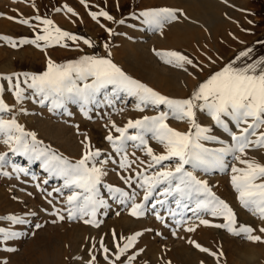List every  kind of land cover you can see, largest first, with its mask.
Wrapping results in <instances>:
<instances>
[{
  "label": "rangeland",
  "instance_id": "374dc122",
  "mask_svg": "<svg viewBox=\"0 0 264 264\" xmlns=\"http://www.w3.org/2000/svg\"><path fill=\"white\" fill-rule=\"evenodd\" d=\"M161 7L178 10L179 18L165 24L162 29H153L143 24L142 20L131 18L133 13ZM67 8H71L75 15L67 12ZM100 11H107L116 21L124 19L125 24L112 23L99 16L94 21L90 12ZM180 12L183 15H179ZM37 15L52 20L62 31L82 39L78 43L66 41L69 45L67 48L53 46L44 50L34 45L18 43L22 39H34L35 35L42 34L40 29L43 25L34 19ZM7 17L16 20L27 19L30 26L13 22ZM31 25L37 27L33 28ZM106 28H111L115 35L110 36ZM146 29H149L150 36L140 41L141 34ZM0 37L5 38L0 39V77L13 76V82L17 75L22 82V73H43L48 58L57 63H66L83 55L106 57L110 50L112 61L134 79L162 95L185 99L210 74L235 61L240 52L252 49L248 58H242L236 63L264 59V0H84L83 4L81 0H0ZM83 39L90 40L93 47L85 45ZM8 41H16L17 44L13 47ZM106 43L109 45L108 50L104 47ZM171 51L188 56L200 65L203 71L188 66V72H185L165 64L156 54ZM0 86L5 89L2 98L12 108L10 113L0 115L6 119L15 116L26 131L35 133L37 140L43 142V146L50 147L73 162L82 155L81 140L84 134H87L93 147L102 150L104 156L111 155L119 161V157L112 152L104 139L109 131H112L110 125L114 123L123 127L128 120L154 116L158 111H166L163 106L159 110L147 108L143 112L137 111L134 107L135 99L121 94L112 107L90 106V118H85L80 105L75 102L67 103L66 111H49L48 104L40 105L34 102L30 89L25 93L28 98L22 105H17L12 92L8 91L7 80L0 79ZM21 86L26 87L23 83ZM21 108L24 111H21ZM197 120L202 126L212 128L211 135L218 137L225 144L231 142L230 136L215 127L206 113L197 112ZM167 123L181 132H186L189 128L187 123L172 118H169ZM230 129L237 131L231 123ZM49 130H53L54 134ZM57 130H60L59 133L55 132ZM129 132L134 134V130L130 129ZM54 135H70L71 141L66 144L64 140L55 139ZM113 135L118 134L113 131ZM146 138L155 152L163 151L156 141L150 137ZM204 146L218 149L222 144L204 142ZM2 153H7L8 163L0 171L9 175H0V229L18 234L15 238L0 242V261L6 260L7 264H86L90 254L97 257V264H106L100 249L101 239L104 246L114 254L116 245L123 246L125 241H114L113 233L117 237H127L136 231H142L143 235L129 251V254L139 252L134 264H264V242H249L215 227L200 226L194 233L183 230L187 224L179 228L174 225L164 227L156 221L151 212L143 218H133L128 215L124 205L111 199L103 188L102 195L109 208L101 210L95 217L100 221L99 227L87 225L80 219L57 221L56 217L51 215L53 206L62 208L64 197L69 193L65 190L60 194L53 192V189L60 188L63 180L50 176L40 161L29 160L22 154H13L0 142V154ZM128 154L130 160L148 159L143 151L133 149L131 145L128 147ZM246 156L264 164V150L250 149ZM225 160V170L204 172L190 165L185 168L198 179L206 181L212 192L229 204L237 216L238 224L251 226L256 230L253 233L255 235H264L259 232V228L264 227V224L240 206L230 183L231 166L243 165L231 155L226 156ZM13 165L26 168L28 174L14 172ZM133 169L138 170L137 165L134 164ZM106 170L108 175L104 177V183L129 192L135 188V185L129 188L123 183L117 175L120 171L117 164L109 162ZM129 174L134 173H121L124 176ZM44 180L48 181L47 184ZM136 191L137 202H140L143 193L139 189ZM48 192H53V195L47 196ZM49 200L52 201L51 204ZM152 202L154 200L149 202V207ZM171 206L174 207V203ZM117 212L120 215H117ZM187 215L191 217V213ZM10 216L20 217L24 222L12 224L7 219ZM205 218L213 224L223 223L219 218ZM194 220L195 218H192L189 223ZM166 222L171 224L170 219ZM38 225L40 227H37ZM173 231L176 232L175 236ZM189 239L195 240L211 252H217V256L201 253L188 243ZM220 252L223 253L222 256L219 255Z\"/></svg>",
  "mask_w": 264,
  "mask_h": 264
},
{
  "label": "snow or ice",
  "instance_id": "6c2138e0",
  "mask_svg": "<svg viewBox=\"0 0 264 264\" xmlns=\"http://www.w3.org/2000/svg\"><path fill=\"white\" fill-rule=\"evenodd\" d=\"M81 3L83 4L84 0H81ZM66 11L75 15L71 8H67ZM179 15L183 13L180 12ZM90 16L94 21L99 16L112 23L125 24L124 19L116 21L107 11L90 12ZM131 18L142 20L143 24L153 29H162L165 24L176 21L179 16L178 10L161 7L133 13ZM7 19L30 26L27 19L16 20L13 17H7ZM34 19L38 24L43 25L40 29L42 34L35 35L34 39H22L18 43L34 45L44 50L53 46L67 48L69 45L66 41L78 43L82 39L62 31L50 19L41 18L39 15ZM31 27L37 26L31 25ZM105 30L110 36L115 35L111 28ZM0 39L5 38L0 37ZM8 43L13 47L17 44L16 41H8ZM83 43L93 47L88 39H83ZM104 47L106 50L109 49L107 43ZM251 52V48L240 52L235 61L230 62L220 71L210 74L185 99L162 95L134 79L112 61L110 50L106 57L83 55L66 63H57L48 58L46 70L43 73L31 75L22 73L20 74L24 77L22 82L19 75L15 76V82H13V76L0 77L7 80L8 91L12 92L17 105H22L28 98L25 93L30 89L34 102L40 105L48 104L49 111L57 109L66 111V104L75 102L80 105L81 113L85 118H90L88 116L90 106L112 107L115 101L120 99L121 94L135 99L134 107L137 111L143 112L147 108L159 110L161 106L166 111H158V114L154 116L128 120L123 127H118L114 123L110 125L112 131H109L104 139L110 145L112 152L119 157V161L111 155L104 156L102 150L93 147L87 134H84L81 140L82 155L80 159L73 162L54 152L50 147L43 146V142L37 140L35 133L26 131L17 122L15 116L6 119L0 115V142L13 154H22L29 160L40 161L50 176L63 180L60 188L53 189L56 193L63 194L65 190L69 193L64 197L62 208L53 206L51 215H54L57 221L80 219L87 225L99 227L100 221L95 217L101 210L109 208L102 195L103 188L109 193L111 199L124 205L128 215L133 218L140 219L151 212L156 221L162 223L164 227L174 225L179 228L187 224L188 226L183 230L188 233L196 232L200 226L215 227L249 242H264V235H255L253 233L256 230L251 226L238 224L237 216L229 204L217 197L206 181L198 179L185 168L186 165H190L204 172L225 170L227 168L225 157L233 156L239 164L243 165V167H237L236 164L231 166L230 183L237 194V201L243 209L264 224V164L246 156L250 149L264 150V59L236 63L242 58H248ZM156 54L165 64L185 72H188V66L194 70L203 71L200 65L179 52H157ZM21 83L26 87H22ZM4 91L5 89L0 86V114L12 111L2 98ZM20 110L24 111L23 108ZM197 112L206 113L215 127L222 129L230 136L231 142L225 144L218 137L211 135L212 128L202 126L198 122ZM66 114L71 115L67 112ZM169 118L187 123L188 131L181 132L170 127L167 123ZM230 123L235 125L236 132L231 131ZM130 129L134 130V134H130ZM113 131L118 135H113ZM146 137L156 141L163 151L155 152L149 146ZM204 142L220 143L222 147L209 149L204 146ZM129 145L133 149L143 151L148 159L130 160ZM109 162L117 164L120 170L117 175L126 186L132 188L135 185L131 192L104 183V177L108 175L106 165ZM7 163V153L0 154V169H3ZM134 164L137 165L138 170L133 169ZM13 171L28 174L26 168L14 165ZM126 171L134 174L121 175ZM0 175L8 176L9 174L0 171ZM47 182L44 180L45 184ZM136 189L143 193L140 202H137ZM53 192H48L47 196L51 197ZM153 200L149 207V202ZM48 202L52 203L51 200ZM173 203L174 207L171 206ZM188 213H191V217H188ZM117 215L120 213L117 212ZM206 216L219 218L223 223L213 224L205 218ZM192 218L195 220L189 223ZM7 219L12 224L24 222L20 217L15 216ZM168 219L171 220V224L166 222ZM259 232L264 234V227H260ZM172 234L175 236L176 232L173 231ZM17 235L14 231L0 229V242L15 238ZM142 235V231H136L127 237H117L113 233L114 241H125L123 246L116 245L114 254L104 246L101 239L100 249L106 264H134L139 252L129 254V251ZM188 243L201 253L212 257L217 256V252H211L195 240L189 239ZM219 255L222 256L223 253L220 252ZM0 264H7V261L2 260ZM86 264H97V257L90 254Z\"/></svg>",
  "mask_w": 264,
  "mask_h": 264
},
{
  "label": "bare ground",
  "instance_id": "6f19581e",
  "mask_svg": "<svg viewBox=\"0 0 264 264\" xmlns=\"http://www.w3.org/2000/svg\"><path fill=\"white\" fill-rule=\"evenodd\" d=\"M142 36H141V38H140V41H144L145 39H147V38H149V36H150V31H149V29H146L142 34H141ZM143 43V42H142ZM145 45V44H144ZM125 46V45H124ZM139 51H141V50H139ZM126 52V51H125ZM50 132L52 131V133L54 134V131L53 130H49ZM60 131V130H59ZM59 131L57 130V131H55L56 133H59ZM64 131V130H63ZM64 135H65V133H64ZM59 136V135H54V138L55 139H61L60 141H62V140H64V143L66 142V144H69V142L71 141V136L70 135H68V136ZM65 145V144H64Z\"/></svg>",
  "mask_w": 264,
  "mask_h": 264
}]
</instances>
